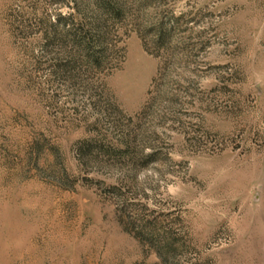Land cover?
Listing matches in <instances>:
<instances>
[{"label":"rangeland","instance_id":"374dc122","mask_svg":"<svg viewBox=\"0 0 264 264\" xmlns=\"http://www.w3.org/2000/svg\"><path fill=\"white\" fill-rule=\"evenodd\" d=\"M0 264H264V0H0Z\"/></svg>","mask_w":264,"mask_h":264},{"label":"trees","instance_id":"16d2710c","mask_svg":"<svg viewBox=\"0 0 264 264\" xmlns=\"http://www.w3.org/2000/svg\"><path fill=\"white\" fill-rule=\"evenodd\" d=\"M160 35H161V39L163 40V39H164V37H163V36H164L163 33H160Z\"/></svg>","mask_w":264,"mask_h":264}]
</instances>
